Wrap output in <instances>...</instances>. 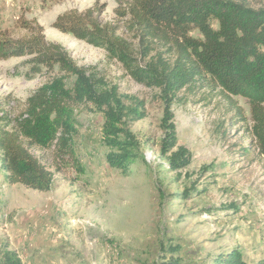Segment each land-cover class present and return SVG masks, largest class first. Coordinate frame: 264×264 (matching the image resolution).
<instances>
[{"label": "rangeland", "instance_id": "374dc122", "mask_svg": "<svg viewBox=\"0 0 264 264\" xmlns=\"http://www.w3.org/2000/svg\"><path fill=\"white\" fill-rule=\"evenodd\" d=\"M235 1L264 8V0ZM128 3L0 0L1 32L19 38L28 22L43 26L48 41L60 43L78 66L126 104L139 103L145 114L129 124L139 157L123 171L107 160L103 113L91 103L78 105V164L71 158L55 162L51 149H32L53 172L49 191L7 183L0 151V251L15 250L23 264H212L219 253L238 249L247 264H264V155L252 137L250 101L202 82L180 91L171 105L172 151L184 148L188 157L173 168L161 153L165 105L159 90L136 82L106 50L53 27L67 11L95 8L101 23L136 49H154L147 61L157 51L175 56L164 40L138 47L130 17L122 15ZM191 34L200 37L196 29ZM30 59H0V98L15 115L37 88L62 75L57 69L37 72ZM73 80L67 77L68 86Z\"/></svg>", "mask_w": 264, "mask_h": 264}, {"label": "trees", "instance_id": "16d2710c", "mask_svg": "<svg viewBox=\"0 0 264 264\" xmlns=\"http://www.w3.org/2000/svg\"><path fill=\"white\" fill-rule=\"evenodd\" d=\"M126 14L138 33V47L145 48V40H164L174 46L175 56L165 58L157 51L147 61L154 49H136L115 29L102 24L95 8L67 11L53 27L106 50L136 82L159 90L165 105L161 153L168 156V163L181 167L188 157L184 148L172 151L177 137L171 105L180 91L198 82L250 101L252 137L264 155V8L254 9L235 0H129L127 12H122ZM25 27L27 32L19 38L0 31V59L31 57L37 72L57 69L62 75L37 88L18 115L5 109L8 100L0 98V151L3 169L8 171L6 182L38 191L53 188V172L32 151L34 147L51 149L55 162L71 158L79 163L76 110L83 103L103 113L107 160L127 171L139 157V143L128 128L130 122L145 116L139 103L126 104L116 90L107 89L102 79L78 66L60 43L46 39L43 26L28 22ZM194 29L200 37L192 36ZM67 77L74 78L71 86ZM55 168L60 171L62 167L57 164ZM0 264L23 261L15 250L4 247ZM212 264L247 263L238 249H232L219 253Z\"/></svg>", "mask_w": 264, "mask_h": 264}, {"label": "built area", "instance_id": "2783aa9c", "mask_svg": "<svg viewBox=\"0 0 264 264\" xmlns=\"http://www.w3.org/2000/svg\"><path fill=\"white\" fill-rule=\"evenodd\" d=\"M146 157V156H145ZM147 158V157H146Z\"/></svg>", "mask_w": 264, "mask_h": 264}]
</instances>
